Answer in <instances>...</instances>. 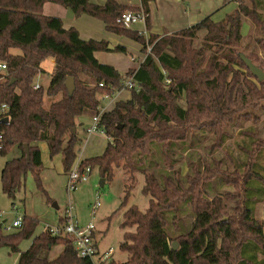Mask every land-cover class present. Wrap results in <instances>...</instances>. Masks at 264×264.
I'll return each instance as SVG.
<instances>
[{"label": "trees", "instance_id": "trees-1", "mask_svg": "<svg viewBox=\"0 0 264 264\" xmlns=\"http://www.w3.org/2000/svg\"><path fill=\"white\" fill-rule=\"evenodd\" d=\"M152 1L141 0V7H132L115 0L104 5L90 0H0V62L7 65L6 78L0 84V107H9L0 117V155L17 153L2 169V189L15 198L31 173L37 188L49 198L43 184L40 144L48 145L51 158L61 154L64 171H70L81 143L79 118L100 114V96L123 89L126 79L132 77L141 88L131 90L130 100L117 102L111 111L101 114L99 125L110 139L104 152L80 163L81 170L97 168L108 181L114 180L119 169L131 180L139 173L145 178L142 191L149 197L148 209L129 206L120 225L124 230L120 249L128 258L104 264H264V226L255 216L257 204L264 201V142L255 127H245L248 121L260 120L254 112L264 109V80L255 77L240 56L246 19L260 23L263 36L258 42L264 49V0H234L238 7L222 20L207 17L163 37L147 39L116 22L126 11L143 10L150 28ZM46 3L60 4L75 17L90 15L102 20L108 31L141 43L148 52L146 59L139 69L122 75L95 56L97 51L108 50L107 41L82 39L62 19L46 16ZM201 32L205 33L203 43L195 48ZM115 51L128 54L124 46ZM245 55L255 61L252 55ZM49 58L55 60L54 74L47 89L37 90L36 78ZM69 77L75 79L72 95L66 87ZM166 79L171 83L166 84ZM56 97L46 108V98ZM5 117L9 120L4 121ZM234 128L244 139L239 147L242 155L233 169L215 156L204 163L190 162L186 175L180 170H163L158 177L148 168L158 150L173 170L171 152L195 140L197 133L213 134L210 153L222 149L232 139ZM217 178L220 186L230 185L237 191L234 214L228 219H224V197L228 195H209ZM127 198L121 207L128 206ZM187 205L193 221L188 230L173 236L168 227L172 226L171 231L177 227ZM63 221L61 216L59 223ZM38 224L25 215L19 231L5 234L0 228V247L19 254L16 264H92L78 255L66 235L42 232L27 250H20L21 241L32 238ZM58 245L64 250L50 260L48 253Z\"/></svg>", "mask_w": 264, "mask_h": 264}, {"label": "rangeland", "instance_id": "rangeland-1", "mask_svg": "<svg viewBox=\"0 0 264 264\" xmlns=\"http://www.w3.org/2000/svg\"><path fill=\"white\" fill-rule=\"evenodd\" d=\"M260 29V23H254L251 19H246L243 27V34L245 37L241 52L244 51V54L252 55L255 59V65L264 71V49L258 42V39L263 36V32ZM204 35V32L199 34L195 41V48L201 47ZM42 66L47 72H45V76L42 77V80H40L39 83L41 88L47 89L52 78L51 72L54 69L52 58L47 59ZM6 74V70L0 73V84L4 82ZM82 79L85 81L88 80L86 77H82ZM37 81L38 78H36L35 83ZM88 84L90 83L88 82ZM57 98L58 97L54 99L46 98L45 107H49L50 103ZM262 111H264V109L254 112L260 116L259 121L255 123L253 121H248L246 122L245 127H255L257 135H259L264 142V114ZM90 120L91 118L89 119V122ZM85 129V125L78 128V136L81 142L80 145H78V148L80 147L78 155L91 158L102 154L104 152L103 148H105L108 143V138L105 137L102 139L99 137L98 139L100 140L94 145L93 142L96 140V138H94L95 136L90 137ZM238 131V128H234L232 139H230L222 149H218L213 153H210L208 148L212 143L213 134L211 132L197 133L194 137L195 140L189 141L186 146L171 152L170 161L174 163L173 170L166 164L162 153L155 150L153 157L148 161V168L158 177H161L160 174H162L161 171L163 170H180L182 175H186L189 170L190 162L201 161L204 163L215 156L219 159H223L224 166L233 169L235 166L234 162L242 155L239 147L243 144L242 140L244 137L238 136ZM88 138L89 141L87 146H85ZM44 154L45 165L42 178L44 175L43 184L48 192L49 198L37 188L31 173L27 176L25 188L21 189L16 194L15 198H10L4 192L0 179V210L3 212V215L0 216V224H2L1 228L3 233L11 234L20 230V228H13L12 230L7 229V227L13 223L16 216L12 211L13 206H15L21 214L27 212V214L39 217V224L36 227L33 237L30 239H24L19 245L20 250L25 251L30 247L33 238L44 232V227L47 223L56 224L60 217L64 216L65 209L70 199L75 208L74 215L76 220L81 226H87L92 222V208L96 202V198L99 197L101 206L96 209L93 219L95 225L94 240L101 250L108 251L112 248L114 250V260L121 262L127 260L128 254L120 249L124 234V230L121 229L120 225L123 221V215L129 206L136 205L142 211H146L149 207V197L142 191L145 181L144 175L139 173L135 176L134 180H131L121 169H119L114 180L108 181L103 179L100 176L99 170L95 168L87 181L80 183L76 190L69 193L67 190V173L69 171L67 173L64 171L62 155H57L51 158L49 152L47 155L44 151ZM16 156L17 153L15 151L6 157L0 155V177L6 161ZM52 160L56 163L55 168H50V162ZM219 183L220 181L217 178L209 189V195L211 197L214 195H228L224 197L227 214L224 219H228V215L230 216L234 214V205L237 200V196L235 195H237V191L234 188H231L230 185L224 184L225 186H220ZM126 197H128V206L123 208L121 205ZM54 203L58 204L59 209L53 206ZM255 216L258 223L264 226V201L257 204ZM192 221L193 214L190 207L188 205L184 206L183 213L178 218L177 227L171 231L172 226H169L168 231L172 232L173 236H176L180 234L181 231L188 230ZM56 250L57 247L54 251ZM51 254L52 253H50V256ZM17 255L18 254L11 253L8 247H0V264H16Z\"/></svg>", "mask_w": 264, "mask_h": 264}, {"label": "crops", "instance_id": "crops-1", "mask_svg": "<svg viewBox=\"0 0 264 264\" xmlns=\"http://www.w3.org/2000/svg\"><path fill=\"white\" fill-rule=\"evenodd\" d=\"M107 1L108 0H90V2L99 5H104ZM115 1L125 6L141 7V0ZM237 5L238 3L234 0H153L149 4L150 28H148L144 24L132 25L129 28L137 30L139 31V33L146 31V34H144V36L147 39H149L151 35L163 37L165 35L175 34L184 29L190 28L200 23L207 17H212L213 20L220 21L228 13L232 12L235 8H237ZM43 13L46 16H55L62 19L66 28H76L79 31L81 38L84 40L95 39L99 41H107L109 43L108 47H113V49L108 48V50L105 51H97L95 53V56L99 60V62L114 66L122 75H125L130 70L139 69V67L148 55V52L144 51V46L141 43L126 36L108 31L105 23L98 18L92 17L90 15H82L80 17H75L70 9L56 3H46L44 5ZM117 46L126 47L128 50V54L115 51V47ZM52 62L54 63V69L51 72L53 76L55 71V60L52 59ZM43 71L44 72L41 73V80L42 77L45 76V72H47L46 70H44V68ZM131 98L132 91L128 89L119 90L118 93H115L109 99H102V96H100L101 108H103L102 112L104 113L111 111L115 107L117 102L127 101ZM93 117L94 116L83 115L79 118L80 126H86L85 131H87V128L91 126ZM90 118L91 120L89 122ZM89 136H95L94 138H96V140H94L93 142L94 145L97 141L100 140L98 139L99 137L102 139L105 137L108 138L107 136L101 134H93ZM89 138L87 139L85 146H87ZM109 141L110 139L108 138V143ZM43 146L45 149L43 148ZM40 147L42 149V158L43 163L45 165L44 151L47 154L49 152V148L46 143H41ZM105 148L103 149L105 150ZM83 159H86V157L78 155L76 161H81ZM55 167L56 163L52 160L50 162V168ZM24 215L35 217L38 221L40 219L35 215L27 214V212H25ZM58 222L56 224L50 225H57ZM56 247L57 250L54 251ZM97 247L101 253L106 252L104 250H101L98 245ZM63 250L64 247L62 245L55 246L54 248H52V250L48 253L47 256L50 260L55 259L62 253ZM50 253H52L51 256ZM18 257L19 254L17 255V260ZM111 259H114L113 255Z\"/></svg>", "mask_w": 264, "mask_h": 264}, {"label": "built area", "instance_id": "built-area-1", "mask_svg": "<svg viewBox=\"0 0 264 264\" xmlns=\"http://www.w3.org/2000/svg\"><path fill=\"white\" fill-rule=\"evenodd\" d=\"M148 17V14L145 13L143 10H140L138 12L134 11H126L122 15H120L116 22L120 25H124L126 27H131L132 25L137 24H144L146 25V19ZM141 35L146 34V31L140 32ZM148 51H151V46H148ZM7 69V65L5 63L0 62V73L5 71ZM165 73V71H164ZM38 81L34 84L35 89L41 88L40 80H41V73L37 76ZM171 80L166 79V84H170ZM100 86H103L101 83ZM141 88V85L138 81H136L134 78L130 77L127 78L124 82L123 89L133 90L137 89L139 90ZM122 90V89H121ZM119 90H114L113 93L109 94H103L102 99H109L112 95L115 93H118ZM8 106L6 104H2L0 107V117L4 116L8 112ZM103 108H101L100 105V114L95 115L93 117V121L90 127L87 128V133L89 135L91 134H101L106 136V132L103 127L99 125V120L101 117V114L103 113ZM1 139L2 135H0V149L1 146ZM80 163L81 161H76L70 171L67 173L68 181H67V190L69 193H72L74 190L77 189L78 185L80 183H83L88 180L91 172V169L89 167L85 168L84 170L80 169ZM101 206V202L99 200V197L96 198V202L93 205L92 208V222H90L87 226H81L78 221L76 220V217L74 215V205L70 199L69 203L67 204V207L65 209L64 221L62 223H59L57 225H50L46 224L44 227V232L51 233L52 235H66L69 236L74 243L75 250L77 251L78 255L81 258H88L91 260L92 264H104L108 262L112 255L114 254V250L111 248L108 251L101 253L97 247V244L94 240V231H95V225L93 223L95 211L97 208ZM12 211L15 213V219L13 223L7 227L8 230H12L13 228H21L23 226V222L25 219V215L21 214L19 210L13 206ZM3 215V212L0 210V216Z\"/></svg>", "mask_w": 264, "mask_h": 264}, {"label": "water", "instance_id": "water-1", "mask_svg": "<svg viewBox=\"0 0 264 264\" xmlns=\"http://www.w3.org/2000/svg\"><path fill=\"white\" fill-rule=\"evenodd\" d=\"M108 48L110 49L111 47H108ZM111 49H113V47ZM240 56H241L242 60L245 62V64L247 65V67L250 69L251 73L255 77H257L260 81H263L264 80V71L260 67L255 65V63L249 57H247L244 53H240ZM66 87L68 89L69 95H72L74 90H75V79H74V77H69L67 79ZM3 120L8 121L9 117H5ZM26 151L28 154L27 157L29 159L28 145H26ZM53 206L57 209L59 208L57 203H54ZM1 226H2V224H0V228H1ZM177 248H178V244L174 243V249H177Z\"/></svg>", "mask_w": 264, "mask_h": 264}]
</instances>
